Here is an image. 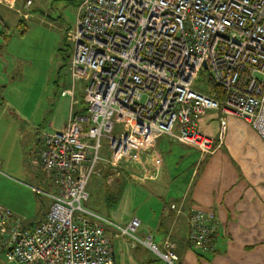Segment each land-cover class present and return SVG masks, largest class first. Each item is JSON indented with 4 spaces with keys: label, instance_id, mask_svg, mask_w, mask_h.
<instances>
[{
    "label": "built area",
    "instance_id": "2783aa9c",
    "mask_svg": "<svg viewBox=\"0 0 264 264\" xmlns=\"http://www.w3.org/2000/svg\"><path fill=\"white\" fill-rule=\"evenodd\" d=\"M66 40L72 87L62 97L85 80L86 115L42 136L40 172L57 190L33 189L51 200L45 220L25 228L0 207V252L9 263L114 264L103 228L83 218L91 177L109 169L110 183L124 163L146 169L143 156L162 137L213 154L214 141L196 126L209 112L220 114L219 144L229 117L264 143V0H83ZM204 70L221 102L193 90ZM139 227L135 219L117 234L167 264L178 262L173 246L161 253L151 238H135ZM190 231L193 247L210 250L214 214L195 213Z\"/></svg>",
    "mask_w": 264,
    "mask_h": 264
},
{
    "label": "crops",
    "instance_id": "0c3cea01",
    "mask_svg": "<svg viewBox=\"0 0 264 264\" xmlns=\"http://www.w3.org/2000/svg\"><path fill=\"white\" fill-rule=\"evenodd\" d=\"M0 25L5 26L4 21L0 20ZM86 85L87 82L83 80L75 85L71 97H62V93L69 91L72 86L70 80L69 87L61 91L58 100L64 112L68 113V119L58 124L51 123L49 129L32 126L28 118L18 113L19 109L7 102L0 92V119H6L9 123L11 118L16 125L17 136L24 129L32 138L34 148L37 144L36 153L31 151L28 155V161L34 169L39 168L41 171L42 136L61 132L70 118L85 117L86 104L83 98ZM6 115L7 118L4 117ZM219 119L218 112H209L196 123L197 130L214 141L216 150L213 154H202L196 148L162 137L143 156L146 169L124 163L116 170L118 176L110 183L106 176L111 170L104 169L97 176L102 180H98L95 194L93 191L88 192V183L86 191L89 198L83 204L88 215L83 218L103 228L111 240L114 264H167L130 237L119 236V226L103 221L86 207L91 193L95 198H120L127 188L133 189L131 196L135 197L134 202L140 209L130 220L140 222L135 238L140 241L151 238L161 253L165 252L166 245L173 246V252L178 257L176 264H264V143L247 124L229 117L226 119L225 140L219 144ZM186 173L188 177L185 182L175 185L174 182L177 183ZM31 182L38 184L34 180ZM53 183L50 184L52 188ZM50 186L44 192L55 196L56 186L53 190ZM199 211L213 213L215 217L216 233L208 251H202L190 243L191 220ZM44 220L45 215L31 226ZM130 222L124 223L125 226ZM0 264L17 263L7 262L0 254Z\"/></svg>",
    "mask_w": 264,
    "mask_h": 264
},
{
    "label": "rangeland",
    "instance_id": "374dc122",
    "mask_svg": "<svg viewBox=\"0 0 264 264\" xmlns=\"http://www.w3.org/2000/svg\"><path fill=\"white\" fill-rule=\"evenodd\" d=\"M7 1L12 6L0 5V20L8 29L0 25V92L32 126L49 129L51 123L68 119V113L58 102L61 91L69 87L71 80L69 67L73 46L66 40V33L73 29L77 9L83 0ZM27 2H31L28 8ZM3 32L10 36L8 41L1 35ZM208 80L209 72L204 70L193 90L206 95ZM83 83L79 85L84 87ZM77 93L79 98L78 90ZM15 127L11 118L9 123L0 119V207L10 211L21 226L32 229L31 225L44 217L51 203L49 198L36 194L33 189L48 191L52 181L46 179L39 168L31 167L28 155L31 151L36 153L37 144L34 148L32 138L24 129L18 137ZM101 144V156L108 157L106 142ZM186 175L174 182L175 185L185 182ZM97 176H92L88 192L98 189L96 184L102 178ZM51 186L53 190L55 184ZM132 190L127 188L120 198L107 199L95 198L91 193L86 207L103 221L125 228L124 223L130 222L140 211L135 197L131 196Z\"/></svg>",
    "mask_w": 264,
    "mask_h": 264
},
{
    "label": "trees",
    "instance_id": "16d2710c",
    "mask_svg": "<svg viewBox=\"0 0 264 264\" xmlns=\"http://www.w3.org/2000/svg\"><path fill=\"white\" fill-rule=\"evenodd\" d=\"M3 29L8 31V29L5 26H3ZM1 35L3 36L5 41H8L10 39V36L6 35V32L1 33ZM206 96L211 97L213 99H216L219 102L222 101V95H221L220 88L213 83V81L210 79V77L208 80V90H207ZM107 177H108V175L106 176V178ZM8 213L10 214L13 221H17V219L14 217V215L10 211H8ZM46 213H45V215H46ZM0 254L3 255V253H1V252H0Z\"/></svg>",
    "mask_w": 264,
    "mask_h": 264
},
{
    "label": "water",
    "instance_id": "95a60500",
    "mask_svg": "<svg viewBox=\"0 0 264 264\" xmlns=\"http://www.w3.org/2000/svg\"><path fill=\"white\" fill-rule=\"evenodd\" d=\"M204 69H206V64H204Z\"/></svg>",
    "mask_w": 264,
    "mask_h": 264
}]
</instances>
